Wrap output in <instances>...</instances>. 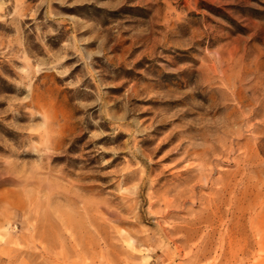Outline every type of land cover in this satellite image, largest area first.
I'll list each match as a JSON object with an SVG mask.
<instances>
[{"label":"rangeland","instance_id":"1","mask_svg":"<svg viewBox=\"0 0 264 264\" xmlns=\"http://www.w3.org/2000/svg\"><path fill=\"white\" fill-rule=\"evenodd\" d=\"M0 264H264V0H0Z\"/></svg>","mask_w":264,"mask_h":264}]
</instances>
